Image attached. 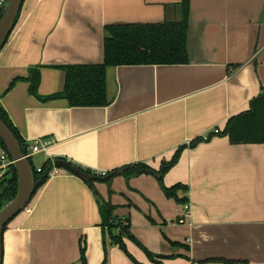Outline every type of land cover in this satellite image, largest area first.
I'll use <instances>...</instances> for the list:
<instances>
[{
  "label": "crops",
  "instance_id": "crops-1",
  "mask_svg": "<svg viewBox=\"0 0 264 264\" xmlns=\"http://www.w3.org/2000/svg\"><path fill=\"white\" fill-rule=\"evenodd\" d=\"M181 1H22L0 48V105L21 138L49 137L51 157L84 169L151 170L91 183L63 169L51 175L3 230L2 264H79L80 242L87 264H136L103 232L100 202L155 256L124 239L137 264H264V143L211 132L264 89V0H189L188 63L108 67L106 106L29 92L32 68L40 97L58 93L61 67L103 61L105 26L175 21ZM202 134L210 138L188 145ZM38 156L37 168L50 157ZM162 184L187 186L184 222Z\"/></svg>",
  "mask_w": 264,
  "mask_h": 264
},
{
  "label": "trees",
  "instance_id": "trees-1",
  "mask_svg": "<svg viewBox=\"0 0 264 264\" xmlns=\"http://www.w3.org/2000/svg\"><path fill=\"white\" fill-rule=\"evenodd\" d=\"M3 7L4 3L0 6V18L3 13ZM180 10V17L175 21H163L162 23L152 24H111L105 26L103 42L104 59L101 63L61 67L64 71L63 89L47 97H40L38 95L37 89L40 82V72L39 68H32L29 76L30 94L42 102L62 98L67 101L69 106H106L110 103L106 93V69L108 67L118 65L187 64L188 52L186 43L189 0L181 1ZM18 13L14 22L17 20ZM0 119L16 137L21 151L25 153L26 142L21 138L1 105ZM219 135H226L232 144L264 143V89L250 101L247 110L227 120L224 129ZM196 142H198L197 139L192 140L188 145L193 146ZM1 150L7 152L3 140L0 138ZM179 150L175 152L171 160L162 162L158 170L160 176L176 163L180 152ZM30 159L31 157H28L29 162ZM59 159L62 158L54 157L53 159H45L39 166L41 168L40 171H37V167H34L30 162L34 183L33 195L49 178V170L53 168L52 162ZM78 168L94 176L103 177L110 173L106 171L105 175H101L95 170ZM125 170L126 175H133L138 171H150L151 169L144 163H138L135 165V169L125 167ZM159 179L162 182V178L160 177ZM16 187V172L13 163H11L0 177V208L15 196ZM162 187L167 197L173 198L181 204L188 202L187 186L176 184L166 188L162 184ZM178 192H181L182 196L178 195ZM113 210L114 207L112 205L100 202L101 225L103 232L109 237L110 242L119 246L136 264L137 262L126 250L124 239L133 241L145 252L147 257L154 259L155 256L147 251L131 234L128 219L117 217ZM79 254V264H87L83 242L79 243ZM211 260L225 263L233 262L232 260L224 258H213Z\"/></svg>",
  "mask_w": 264,
  "mask_h": 264
},
{
  "label": "water",
  "instance_id": "water-1",
  "mask_svg": "<svg viewBox=\"0 0 264 264\" xmlns=\"http://www.w3.org/2000/svg\"><path fill=\"white\" fill-rule=\"evenodd\" d=\"M21 5V0H5L3 13L0 18V48L8 37L12 27L14 26V19L18 13ZM0 138L3 140L7 152L12 159L15 168L17 187L15 196L7 201L0 208V264H2V233L4 226L20 211H22L32 198L34 191L32 167L28 158L20 149V145L8 129V127L0 119ZM54 166L58 169H63L73 175H76L84 181L91 183L93 181H103L116 174L123 173L125 169L111 171L106 176H94L86 173L80 168L72 165L65 160H55Z\"/></svg>",
  "mask_w": 264,
  "mask_h": 264
},
{
  "label": "built area",
  "instance_id": "built-area-1",
  "mask_svg": "<svg viewBox=\"0 0 264 264\" xmlns=\"http://www.w3.org/2000/svg\"><path fill=\"white\" fill-rule=\"evenodd\" d=\"M4 2H5V0H0V6ZM211 132L213 135H219L221 132V129L219 127H214ZM209 138H210V134H202L198 137L197 140H198V142H200V141L202 142V141H207ZM51 143H52V139H50L49 137H35V138L31 139L29 142L25 143L26 145H25L24 155L28 158V157H32L33 155L43 154V155L50 156L47 158L53 159L54 157H51V155L48 154V148L51 145ZM11 163H12V159L9 158V154L6 151L1 150L0 151V170L5 171L7 166ZM52 166H53V168H51L49 170V173H48L49 177L51 175L57 174L61 171V169H58L54 166V161L52 162ZM40 170H41V168L38 167L37 171H40ZM97 172L100 173L101 175L106 174V171H97ZM3 173L0 174V177ZM183 207H184V214L182 215V218L179 219V222H184L185 218L189 214L188 202L183 204Z\"/></svg>",
  "mask_w": 264,
  "mask_h": 264
},
{
  "label": "rangeland",
  "instance_id": "rangeland-1",
  "mask_svg": "<svg viewBox=\"0 0 264 264\" xmlns=\"http://www.w3.org/2000/svg\"><path fill=\"white\" fill-rule=\"evenodd\" d=\"M40 159H42V157L41 156H38V157H32L31 159H30V162L32 163V165L34 166V167H37L39 164V160Z\"/></svg>",
  "mask_w": 264,
  "mask_h": 264
}]
</instances>
